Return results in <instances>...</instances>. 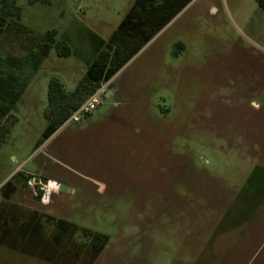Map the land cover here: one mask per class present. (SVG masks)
<instances>
[{
	"label": "rangeland",
	"instance_id": "obj_1",
	"mask_svg": "<svg viewBox=\"0 0 264 264\" xmlns=\"http://www.w3.org/2000/svg\"><path fill=\"white\" fill-rule=\"evenodd\" d=\"M16 1L20 18L0 25V77L16 98L0 118V206L18 185L13 206L42 219L14 226L0 264H264L257 1ZM49 31L69 54L53 46L36 68ZM101 56L119 67L117 93L45 139L49 81L71 92ZM19 172L73 191L43 204ZM83 228L107 235L103 252Z\"/></svg>",
	"mask_w": 264,
	"mask_h": 264
},
{
	"label": "trees",
	"instance_id": "obj_2",
	"mask_svg": "<svg viewBox=\"0 0 264 264\" xmlns=\"http://www.w3.org/2000/svg\"><path fill=\"white\" fill-rule=\"evenodd\" d=\"M259 6L264 9V0H256ZM137 4H142L138 2ZM134 11V10H133ZM21 8L18 6L16 0H0V25L4 24L8 20L13 21L20 18ZM135 13H130L120 29L125 31L126 27L134 22ZM129 32V31H126ZM55 31H49L41 38V43L39 44L38 56L35 55L37 59L36 68L38 64L41 63L45 56H48L53 46L55 47L58 56H67L69 50L63 42H55L54 40ZM182 46V43H178ZM40 56V58H39ZM105 59V61L103 60ZM102 60V61H101ZM19 64V63H18ZM119 71V67L115 64V58L110 60L106 56H101L95 63L90 66L87 70V77L82 84H79L73 91L67 92L64 84L57 78H53L49 81L48 85V102L49 109L46 114L47 126L43 132L45 139L50 138L72 115V113L79 108V106L85 101V99L98 89L102 84L109 82L115 74ZM0 76L2 73H6L5 70H0ZM11 71L8 72V76L11 75ZM5 79L0 77V118L5 117L8 107L6 104L12 103L15 97L11 99L10 90L12 89V84L6 85ZM21 90H19L20 92ZM18 96V92L15 94ZM16 177L19 179L21 188L26 187L27 181L30 178L26 173H18ZM18 185H14L9 193L5 194V201L2 202L5 207L0 206V244L9 239L14 235L15 225L22 226L27 231H31L34 223H37L42 219V213L38 211H17L19 207L13 206L15 204L12 200L19 190ZM22 191V190H21ZM15 194V195H16ZM7 206V207H6ZM46 221L50 222L51 216L46 217ZM76 228H79L75 226ZM74 227V228H75ZM75 228V229H76ZM83 233L95 240H100V245L98 250L95 247V254H100L103 252L109 238L107 235L98 232H92L88 229L83 228ZM28 235V232L23 233ZM93 249V247H91ZM91 253L92 250H88Z\"/></svg>",
	"mask_w": 264,
	"mask_h": 264
},
{
	"label": "built area",
	"instance_id": "obj_3",
	"mask_svg": "<svg viewBox=\"0 0 264 264\" xmlns=\"http://www.w3.org/2000/svg\"><path fill=\"white\" fill-rule=\"evenodd\" d=\"M110 85V82L102 84L98 89L91 93L85 101L75 110L70 116L69 122H79L81 116L84 114H91L99 105V100L106 94V89ZM28 185L32 188L33 195L40 198L43 204H48L52 194L61 191V184L53 180H47L43 182L38 177H30ZM38 188V191L36 190Z\"/></svg>",
	"mask_w": 264,
	"mask_h": 264
},
{
	"label": "crops",
	"instance_id": "obj_4",
	"mask_svg": "<svg viewBox=\"0 0 264 264\" xmlns=\"http://www.w3.org/2000/svg\"><path fill=\"white\" fill-rule=\"evenodd\" d=\"M114 80H115V79L112 78V79L109 81V82H110V86H111V91H112L113 93H117V86H116ZM255 105L258 106L257 103H255Z\"/></svg>",
	"mask_w": 264,
	"mask_h": 264
},
{
	"label": "water",
	"instance_id": "obj_5",
	"mask_svg": "<svg viewBox=\"0 0 264 264\" xmlns=\"http://www.w3.org/2000/svg\"><path fill=\"white\" fill-rule=\"evenodd\" d=\"M61 191L62 192H66V193H70V192H72L73 190L70 188V187H68L67 185H62L61 186Z\"/></svg>",
	"mask_w": 264,
	"mask_h": 264
}]
</instances>
